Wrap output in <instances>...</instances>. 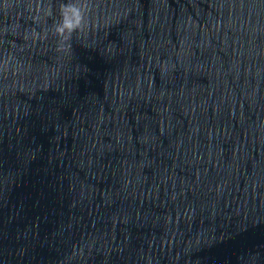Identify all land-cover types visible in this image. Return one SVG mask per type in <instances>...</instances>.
I'll return each instance as SVG.
<instances>
[{"label": "water", "instance_id": "1", "mask_svg": "<svg viewBox=\"0 0 264 264\" xmlns=\"http://www.w3.org/2000/svg\"><path fill=\"white\" fill-rule=\"evenodd\" d=\"M193 1L196 0H87L89 10L82 29L57 50L59 38L52 25L59 19L62 0H0V74ZM49 2L53 16L40 12L37 17V5L41 3L43 8ZM34 33L41 38L36 39Z\"/></svg>", "mask_w": 264, "mask_h": 264}, {"label": "clouds", "instance_id": "2", "mask_svg": "<svg viewBox=\"0 0 264 264\" xmlns=\"http://www.w3.org/2000/svg\"><path fill=\"white\" fill-rule=\"evenodd\" d=\"M46 7V11H44ZM89 10V4L87 0H79V2H73V0H67L59 4V19L53 21L54 34L59 38V45L57 50H61V46L69 42L74 32L82 29L84 25L85 13ZM37 17L40 12H44L47 17L53 16L51 3L47 6L41 7V3L37 5ZM36 39H40V34L34 33ZM47 37L45 33L44 38ZM71 47L70 44H67Z\"/></svg>", "mask_w": 264, "mask_h": 264}]
</instances>
